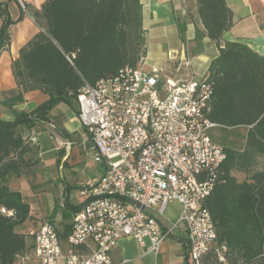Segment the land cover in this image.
Instances as JSON below:
<instances>
[{
    "label": "trees",
    "instance_id": "1",
    "mask_svg": "<svg viewBox=\"0 0 264 264\" xmlns=\"http://www.w3.org/2000/svg\"><path fill=\"white\" fill-rule=\"evenodd\" d=\"M227 1L196 0L206 36L219 47L206 79L214 89L209 118L220 130L246 128L247 133L243 149L224 146L227 159L207 207L219 242L229 249L228 262L264 264V169L258 168L264 164V56L244 43L224 41L234 25ZM32 16L42 31L21 49L13 73L23 91L40 90L49 98L15 121L0 119V264H17L29 248L17 228L30 219V204L9 187L11 176L26 174L34 164L36 145L24 138V128L55 124L58 117L51 113L62 103L77 111L82 86L137 67L147 55L141 0H43ZM0 21L1 57L15 23L5 5ZM2 208L15 217L3 215Z\"/></svg>",
    "mask_w": 264,
    "mask_h": 264
},
{
    "label": "built area",
    "instance_id": "2",
    "mask_svg": "<svg viewBox=\"0 0 264 264\" xmlns=\"http://www.w3.org/2000/svg\"><path fill=\"white\" fill-rule=\"evenodd\" d=\"M206 79L176 80L142 58L137 67L82 86L77 117L103 172L81 189L86 204L74 212L65 239L50 221L29 234L41 264H112L126 238L159 254L179 228L187 237V264L210 257L228 264L229 249L207 207L227 154L215 138L221 126L209 118L214 89ZM174 203L181 212L166 224L162 218ZM1 213L15 217L13 210Z\"/></svg>",
    "mask_w": 264,
    "mask_h": 264
},
{
    "label": "crops",
    "instance_id": "3",
    "mask_svg": "<svg viewBox=\"0 0 264 264\" xmlns=\"http://www.w3.org/2000/svg\"><path fill=\"white\" fill-rule=\"evenodd\" d=\"M21 1L25 8L20 0H0V4L6 6L10 19L15 22L10 28V46L0 57V119L9 122L15 121L23 114H30L49 98L40 90L23 91L14 77L13 63L20 57L21 49L42 31L30 10L40 11L43 0ZM227 2L234 15V25L224 35V41L244 43L264 56V0ZM141 3L148 67H160L167 76L176 80H205L211 62L219 56V47L206 36L196 0H141ZM1 26L2 21L0 28ZM186 60L191 61L190 67L185 66ZM63 104L58 105L51 115L58 117L59 121L58 127L56 123L53 126L65 130L68 137L63 136L61 132V135L53 137L47 132L36 134L34 129L24 131V138L37 139V143L34 144L39 147L41 164L42 152L46 155L52 150L62 151V162L66 160L69 162L75 145L91 147L88 133L81 125L77 111ZM97 168L101 171H92L91 181L100 177L103 172L102 166L97 165ZM236 176L243 179L240 173H236ZM9 179L10 181L20 179L18 181L22 182L24 188L13 191L21 192L30 204V219L17 228L18 233L27 236L29 248L19 257L17 264H41L33 255L34 240L28 234L36 231L42 224V175L39 176L38 188L30 187L28 182H25L27 180L23 173ZM9 187L11 189L10 183ZM75 208L77 207L73 209L67 207V210L70 209L69 228L64 226L59 228L53 220L50 221L56 225L62 239L70 233ZM180 212L181 206L174 203L167 218L162 220L169 224L166 219L174 220ZM186 239L185 230L176 229L174 235L162 245L159 254L146 253L134 239H123L112 252V264H187Z\"/></svg>",
    "mask_w": 264,
    "mask_h": 264
},
{
    "label": "rangeland",
    "instance_id": "4",
    "mask_svg": "<svg viewBox=\"0 0 264 264\" xmlns=\"http://www.w3.org/2000/svg\"><path fill=\"white\" fill-rule=\"evenodd\" d=\"M24 4L28 8L25 2ZM30 12L32 13L33 11L30 10ZM57 119L58 118H55V120H53L58 127L59 121ZM52 125L50 123L45 127L37 126L33 131H35L36 134L47 132L53 137H55V135H61L59 129L56 127L54 128ZM26 129L27 128H24L23 132ZM246 133V128L220 130L216 131L215 138L218 143L225 147L241 150L245 145ZM35 145L37 148L35 147V152L31 154L34 164L30 166L29 171L24 174L27 180L25 182H28L32 188H38L39 176L42 175V222L53 220L57 227L61 228L64 226L69 228L70 220L68 218L70 215L68 214V210L70 209L67 210V207L69 206V208L73 209L85 202L86 198L81 196V189L91 182L92 171H101L94 162L95 152L91 147L86 148L78 144L74 146L69 162L68 160L62 162V151L52 150V152H48L46 155L42 152L41 164L40 150L38 145ZM258 168L264 169V164ZM18 180L20 179H12L11 181L9 179L11 190L24 188L22 182L20 181L21 183H19ZM170 207L167 214H169ZM166 222H168L167 219ZM206 264L217 263L208 261ZM228 264L230 263L228 262Z\"/></svg>",
    "mask_w": 264,
    "mask_h": 264
},
{
    "label": "water",
    "instance_id": "5",
    "mask_svg": "<svg viewBox=\"0 0 264 264\" xmlns=\"http://www.w3.org/2000/svg\"><path fill=\"white\" fill-rule=\"evenodd\" d=\"M0 6H1V4H0ZM132 203V202H131ZM84 204H86V202L84 203ZM143 209V208H142ZM189 256L187 255V258H188ZM188 263V262H187Z\"/></svg>",
    "mask_w": 264,
    "mask_h": 264
}]
</instances>
